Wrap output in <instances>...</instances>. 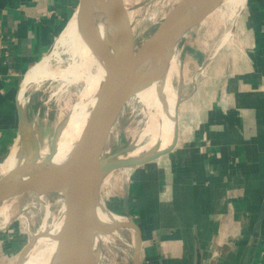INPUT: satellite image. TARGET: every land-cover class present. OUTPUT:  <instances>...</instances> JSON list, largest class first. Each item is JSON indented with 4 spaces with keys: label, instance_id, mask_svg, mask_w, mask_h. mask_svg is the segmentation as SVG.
<instances>
[{
    "label": "crops",
    "instance_id": "0c3cea01",
    "mask_svg": "<svg viewBox=\"0 0 264 264\" xmlns=\"http://www.w3.org/2000/svg\"><path fill=\"white\" fill-rule=\"evenodd\" d=\"M77 7L0 0L1 143L20 138L18 89ZM231 30L203 54L213 67L178 106L172 150L132 168L122 209L139 228V264H264V0H244Z\"/></svg>",
    "mask_w": 264,
    "mask_h": 264
},
{
    "label": "rangeland",
    "instance_id": "374dc122",
    "mask_svg": "<svg viewBox=\"0 0 264 264\" xmlns=\"http://www.w3.org/2000/svg\"><path fill=\"white\" fill-rule=\"evenodd\" d=\"M178 1L120 0L133 30L135 48L155 30L159 22ZM238 13L239 7L237 8L231 0H227L220 4V10L214 22L208 25H211L209 30L206 29L207 26L191 29L176 44L172 53L173 65L168 69L170 70L171 91L178 95V106L186 98L189 87L193 83H201L208 68L213 67L212 63L208 66L204 65V55L210 50L213 51L225 34L229 33V36L232 34L231 24L237 19ZM210 14L211 12L200 20H206ZM70 19L56 34L45 56L47 65L43 68L50 72L53 71V74L32 81L19 101L22 105L26 104L27 110V120L21 128L20 138L11 143L0 142V177L12 176L11 171L3 170L4 161L11 151L19 152L23 160L41 161L50 150L51 144L57 140L60 131L65 130L66 121L72 110L83 102L81 93L87 84L83 74L76 76L78 72H83L81 68L83 65H81L79 55L72 52L68 37L64 32ZM219 25L222 26L220 30ZM214 30L217 32L215 33ZM208 40L215 42L210 43ZM228 42L233 41L229 39ZM187 46L191 50L195 48L198 52L188 51ZM35 65L30 68L29 72ZM69 68H75L76 71L68 72ZM94 68L91 67L89 71L95 73ZM44 70L41 75L46 73ZM88 106L85 104V108ZM158 115L155 110L145 111L143 104L132 94L125 102L112 127L103 157L123 159L150 154L152 152L150 150L155 148L151 142V135L141 137V133L148 127L151 117L158 118ZM177 115L180 118L178 110ZM182 129L183 125L178 124L176 138H179ZM130 144H135L134 148L126 150ZM143 145L146 146L143 150H134ZM156 160L158 159L149 162L154 163ZM132 168L135 167L120 168L109 172L106 176L107 182L99 187V196L101 200L103 199L105 208L129 223L134 221L124 213L122 199L130 184L129 177ZM12 199L5 202L8 209L0 213V264H20L25 258L32 261L34 254L46 246L44 242L34 243L35 238L41 231L53 227L65 216L64 198L59 192L38 194V196L35 193L26 192L17 194ZM1 207L2 204H0ZM6 214L7 223L5 222ZM95 247L96 264H134L137 234L127 225L117 226L105 240L97 239Z\"/></svg>",
    "mask_w": 264,
    "mask_h": 264
},
{
    "label": "water",
    "instance_id": "95a60500",
    "mask_svg": "<svg viewBox=\"0 0 264 264\" xmlns=\"http://www.w3.org/2000/svg\"><path fill=\"white\" fill-rule=\"evenodd\" d=\"M98 8L116 25V28L125 45V55L120 65L111 62L96 37L93 34L90 22V0H78V20L84 39L91 50L101 61L107 76L100 103L93 119L85 124L81 130L68 158L62 166L53 171L48 179L39 186H29L17 182L11 175L0 177V193L22 194L26 192L49 194L57 191L58 184L65 175L69 164L73 168L70 172V192L64 195L65 216L60 230V237L64 250L71 264H96L95 235H96V192L100 187V178L115 170L126 167L139 166L151 160L168 154L176 143L163 150L154 151L147 156L138 158L110 159L103 157L104 148L110 132L116 122L125 102L132 96L128 84L136 71L150 63V61L168 55L178 41L191 29L208 26L213 23L220 10L222 0H179L159 22L155 30L140 45L135 48L133 30L120 0H93ZM211 14L206 20H197V13L206 8ZM203 3V4H202ZM206 9V10H207ZM166 29H171L166 39L161 36ZM178 108V104L176 105ZM54 142L45 157L48 160L54 151ZM130 144L126 150L134 148ZM37 155V154H36ZM84 214L82 215V213ZM84 218V221L81 218ZM131 223V222H130ZM137 248L134 255V264H139L141 238L138 226ZM260 221L256 223L254 238H256ZM85 229V240L79 243L78 237L82 227ZM196 264H201L200 260Z\"/></svg>",
    "mask_w": 264,
    "mask_h": 264
},
{
    "label": "bare ground",
    "instance_id": "6f19581e",
    "mask_svg": "<svg viewBox=\"0 0 264 264\" xmlns=\"http://www.w3.org/2000/svg\"><path fill=\"white\" fill-rule=\"evenodd\" d=\"M109 1L113 2L114 0ZM226 1L227 0H222L221 4ZM231 2L237 8H241L244 4V0H231ZM203 3L201 6L207 9L205 2ZM89 9L90 22L94 36L110 58L111 62L115 65H120L124 59L125 45L119 35L116 25L111 22L107 16H105V14L98 8L95 1L90 0ZM206 9L202 10L201 8V10L197 13V20L202 19V17L211 12V9ZM64 32L65 36L68 37L72 52L79 55L81 58V65H83L81 67L83 72H78L76 76H81V74H83L87 86H85L81 93L83 96V102L72 110L68 120L66 121L67 126L65 130H61L62 132L60 131L58 134L57 140L53 145L54 151L50 159L45 160L49 151L43 159L41 158V161H36L34 159L23 160L21 158V154L17 151H11L9 156L6 157V160L4 161L5 167L3 170L5 172L11 171L12 178H14L17 182H22L29 186L41 185L48 179L53 171L57 170L64 164L81 130L88 120L90 121L95 116L100 103V98L107 83L106 72L101 61L97 58L96 54L91 50L90 46L83 37L79 26L77 9L71 17ZM170 33L171 29L164 30L161 38L163 40L166 39ZM172 53L173 50L168 55L156 58L136 71L127 87L128 90L133 91L134 96L137 97L143 104L145 111L155 110L159 114L158 118L155 116L151 117L148 127L141 133V137L147 134L151 135V142L155 145V148L150 150L152 152L170 147L175 141L178 129V108H176V105L178 104V95L177 93L171 91L172 86H170L169 83L170 70L168 67L173 65ZM84 62L85 64H83ZM45 65H47L46 57L38 62L33 67L31 72L28 71L26 73L22 86H20V91L17 95L19 101L23 97L27 86L32 81H37L39 78L53 74V71L50 72L48 69L44 70L45 68L43 67H45ZM81 65H79V67ZM91 67H95V73H91L89 71ZM43 70L46 71V73L44 72L45 74L41 75ZM72 71L75 72L76 69H70L68 72L74 73ZM85 104L89 105L88 108H85ZM145 147L146 146L143 145L141 147H136L134 150H143ZM39 154L41 156L40 152ZM73 168L71 167V164H69L64 177L58 184L57 191H60L61 194L65 193L68 195L70 192L71 183L69 175L70 172H73ZM107 174L100 178V186L107 182ZM15 195L16 194L12 193H0V204H2L0 213H3L8 209L6 208L7 206L5 202L12 199ZM102 200L100 199V196H98L95 207L96 245L97 239H99V241L105 240L108 234L117 226L127 225L134 229L137 234L136 227L129 222L123 221L122 217L110 213L105 208ZM7 221L8 218L6 214L5 222L7 223ZM63 221L64 218L53 227L41 231L35 238L34 243L44 242L46 246L34 254L32 261L29 258H25L20 264H71L68 260L64 250V244L60 237V230L62 228ZM85 229V226L82 227L78 234L80 244L84 243Z\"/></svg>",
    "mask_w": 264,
    "mask_h": 264
}]
</instances>
